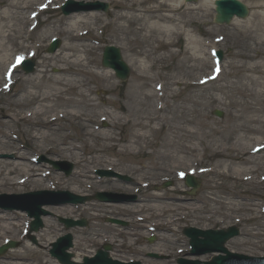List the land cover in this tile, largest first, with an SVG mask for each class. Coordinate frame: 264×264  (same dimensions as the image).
Segmentation results:
<instances>
[{
	"label": "rangeland",
	"instance_id": "374dc122",
	"mask_svg": "<svg viewBox=\"0 0 264 264\" xmlns=\"http://www.w3.org/2000/svg\"><path fill=\"white\" fill-rule=\"evenodd\" d=\"M98 1L110 4L108 12L72 13L94 14L98 18L95 21L90 18L92 22L89 23V31L83 36V41L75 43L77 46L79 44L84 47L91 46L92 51L87 55L98 65V69L92 65L90 67L92 70L104 72L108 70L100 64L104 46L108 44L119 47L130 72L125 81L118 80L112 71L110 80L103 81L100 77H94L89 84L91 89L89 96L93 105H90L84 113L92 116L86 123L88 129L97 134L99 139H85L86 144L83 146L85 154L83 151L80 152L82 157L87 159L85 167L75 163L73 154L70 156V153H64L61 156L57 152L50 151L55 143L51 138L32 139L29 125L25 121L8 120L7 117L16 109L15 103L19 100L23 87L22 78L32 76L39 69L47 70L46 73L51 75L60 74L59 66L49 61V57L58 53L61 45L66 42V35L63 31H54V29L59 26L65 28L68 23L66 18L72 14L63 15L59 11L58 4L62 0H52L49 4L46 0H32L30 7L24 12L25 16H30V20L24 24L22 36L16 40H6L4 47H0V55L3 56L0 61V85L3 82L2 73L13 52L15 55L24 52L33 55L32 61L35 63L33 72L29 74H24L18 69L15 73L18 80L11 90L7 93L0 92V153L14 156L0 158V171L4 173L10 165L17 163L21 169L37 168L38 172L31 169L32 175L45 173L37 176L38 183H33L31 177L17 186L1 185L0 193L64 189L91 196L96 192L122 193L125 196H134L135 199L122 203H101L94 198L82 205L45 206L49 214L42 217L43 227L34 232L35 241L24 237V226L31 219L28 214L21 210L4 209L3 216L7 219L0 221V243L7 239L20 242L19 246L13 249L14 251L5 252L0 257V262L10 263L12 260L5 257H10L13 253L20 254L19 252L29 245L32 250L24 256V263L43 264L47 258L51 259L52 264H57L49 253L52 249L51 243L67 232L57 220V216L84 218L88 221L86 228L76 227L68 231L73 235L70 252L73 254V259L75 256L80 257L79 261L83 256L92 255L97 248L108 243L112 247L110 251L112 259L125 262L136 260L142 264H176V259L179 256L184 257L189 251L188 239L182 235V229L188 226L201 229L236 226L240 234L225 242L226 247L231 251L247 255H264V214L230 209V203L242 207L251 206L257 211L259 206H264V148L255 147L262 145H252V143L247 150L238 151L233 147H239L240 142L229 130L232 126L231 115L236 111L244 114V110L233 107V104L228 102L229 91L226 89L229 82L242 80L246 74L245 68L251 62L244 57L245 55L240 56L247 52V47H243L242 42L237 45L235 35L238 28L235 27L234 21H240L245 26L256 12L264 13V0H241L249 9L248 17L234 18L227 25L213 22V0H196L188 4L181 0L183 10L187 12L185 8H190L197 14L192 15L190 23L184 26L185 33H180L171 39L173 44L168 45L165 37L154 44L156 54H153L162 55L157 56L159 61L155 66L150 60L146 61L142 56L136 58L133 55L141 47L139 42L119 38V33L115 29L116 23L113 21L117 12L121 11L116 7V0ZM42 4L47 5L46 10H41L39 5ZM34 26L35 29L29 31ZM54 37H58L61 44L54 53H47V45ZM128 48L131 50L127 51ZM220 48L224 52L223 60L216 64L212 59L211 51ZM85 50L78 47L76 56L84 57ZM169 51L172 52L171 55L167 54ZM249 53L252 55L255 51ZM139 61L147 68L152 64L150 71L147 72V80H152L149 84H168L165 86L167 118L163 119L159 116L157 121L153 122L155 130L146 138L134 136L136 128L133 127L132 118L128 121L124 119L133 113L132 110L136 105L135 90L131 80L138 72ZM215 71H219L216 77L213 76ZM144 92L145 89L142 93ZM62 97L78 99L76 91L64 94ZM156 105L162 107L164 103L160 102ZM172 106L178 108L174 109ZM214 109L222 111L223 116L221 118L213 116ZM3 121H11V123ZM8 128L11 130V136L8 135ZM68 132L74 137L73 143L77 146L82 145L79 127L72 124ZM109 133L113 136L110 141L102 136ZM187 133L192 137L189 141L191 143L184 142V135ZM219 135H222V138ZM186 143L193 149H184L183 145ZM242 143L246 142L242 140ZM107 144L111 147L106 146ZM255 148L259 149L257 153ZM243 157H251L257 168L252 174L254 181L250 183L235 174L228 177L224 173L225 167L237 166L239 159ZM55 160L72 163L71 174L65 176L64 172L55 171L50 163ZM218 165H220L218 168H214ZM106 168L130 176L132 182H124L115 177L99 178L95 174V170ZM178 170L192 173L200 182L195 195L187 193L190 189L185 186L184 180L178 177L176 173ZM15 173L13 175L15 177L22 178L25 175L20 170ZM167 180L171 181V186L163 188L162 183ZM154 196H161L162 201L154 200ZM156 206H159L162 215L150 218L151 213L157 214ZM148 215L147 219L141 220ZM107 217L118 218L127 221L128 224L127 226L111 224L106 221ZM45 224L50 227L51 232L44 239L39 240L40 236L38 237L37 234L47 232ZM257 232L260 234H255ZM151 236L155 239L149 243L148 238ZM76 239L82 242L78 248L74 247ZM149 253H157L165 257L156 259L148 257ZM210 257L211 255H204L200 259L208 260Z\"/></svg>",
	"mask_w": 264,
	"mask_h": 264
},
{
	"label": "bare ground",
	"instance_id": "6f19581e",
	"mask_svg": "<svg viewBox=\"0 0 264 264\" xmlns=\"http://www.w3.org/2000/svg\"><path fill=\"white\" fill-rule=\"evenodd\" d=\"M31 2L32 0H0L1 48L4 47L6 40H16L22 36L24 24L30 19L29 16H25L24 12L30 7ZM115 2L116 7L121 10L117 12L113 19L114 23H116L115 29L119 33V38L130 42H139L141 47L139 46V50L133 55L136 58L137 56H142L146 61L150 60L154 66L159 61L157 56H162L154 55L156 54V47H153L154 44L163 37L168 40V45L173 44L171 39L180 33H185L184 26L190 23L192 15L197 14L196 11L190 8H185L187 12L183 10L181 0H116ZM85 15L72 14L66 18L68 21L67 27L62 28L63 26H59L54 29V31H63L66 35V42L61 45L62 47L58 53L49 57V61H53L55 65L59 66L60 74L58 76L51 75L46 73L47 70L39 69L32 76L22 78L23 87L20 91V98L15 103L16 109L7 115L8 120L25 121L29 125V134L32 139L48 140L51 138V140H54L55 143L50 151L57 152L61 156L64 153H70V156L73 154L75 163L82 167H85L87 163V159L80 154L84 150L85 139H99L97 134L88 129L89 127L86 123L92 116L84 113L90 105H93L89 96L91 90L89 84H91L94 77H100L103 81H108L112 75V71L92 70L90 65L97 69L98 65L92 58H88L87 54L92 51L91 46L86 45L84 47L82 44L77 46L75 43L83 41L84 33L82 31L84 29L89 30V23L92 22L90 18H93L94 21L98 19L94 14L86 15L88 17ZM234 25L238 28L235 35L237 37V45L242 42L243 47H247V52L240 54V56L245 55L244 57L251 61L245 68L246 74L242 77L243 81L229 82L228 88H226L229 91L227 92V96H229L227 97L228 102L233 104V107L244 110V114L236 111L231 115L232 126L229 129L232 133L231 135L235 136L240 142L239 147H233L235 150L242 151L249 149L251 143L252 145H264V13L259 14V12H256L245 26L240 21H234ZM120 34L127 35V37H121ZM78 47L83 50L86 49L83 54L84 57L76 56ZM130 50L131 48L127 49V51ZM252 50L255 53L251 55L249 52ZM13 54L14 52L11 57ZM167 54L171 55L172 52L169 51ZM2 57L0 55V61L3 59ZM73 57L76 59L74 60ZM139 63L138 72L131 80L133 82L132 87L135 90L134 104L136 105L132 110L133 113L124 119L128 121L132 118L131 122L133 127L136 128L134 136L146 138L155 130L153 122L157 121L159 116L163 119L167 118L166 108L168 106L165 86H168V84L159 86L156 83L154 85L149 84L152 80H147V72L150 71L152 64H149L147 68L140 61ZM143 89L146 92L142 93ZM72 91L77 92L78 99L62 97ZM237 96L239 97L237 98ZM160 101L164 103V106H155ZM172 108L177 109L178 106H172ZM251 113L259 115L254 116ZM3 122L11 123V121ZM54 122L60 123L55 124ZM72 124L79 127V137L82 140V145L80 146L72 142L74 137L68 132L69 126ZM8 135H12L9 128ZM102 136L108 141L113 139L110 133ZM219 136L222 138V135ZM184 137V142L191 143L189 141L192 137L189 133L185 134ZM242 140L246 143H242ZM187 143L183 145V148L192 150L193 147ZM106 146L111 147L110 144ZM83 154H85V151H83ZM254 164L251 157H243L239 159L237 166L225 167L224 173L228 177L235 174L240 179L250 183L254 181L252 174L257 170ZM19 166L17 163H13L4 173L1 172L2 170L0 171V186L6 184L17 186L31 177H33V183L39 182L37 176L41 173L30 174L31 169L38 172L37 168L21 169ZM214 168L212 169L213 171ZM17 170L23 171L25 175L22 178L13 176ZM153 199L162 201L161 196H154ZM230 205V209L233 211L243 210L244 213L260 212L264 214V206H259V211H257L251 206L242 207L234 203H230ZM156 209H158L157 214L151 213L150 218L162 215L159 206H156ZM3 215V213L0 214V221L7 219ZM148 217L149 215L143 217V220ZM46 226L47 229L45 231L47 232L37 234L38 237L40 236L39 240L50 234V227L45 224V228ZM255 234L258 235L260 233L257 232ZM29 235H34V232L27 234L28 240ZM81 245L80 239L74 241V247L78 248ZM8 250L14 251L11 248ZM31 250L32 248L28 245L22 252H19L20 254L13 253L10 257H5V259L12 260L10 263L0 262V264H26L24 263V256H27ZM45 259L46 261L43 264H52L51 259ZM79 259L80 257H74L75 261H79ZM33 264L39 263L35 262Z\"/></svg>",
	"mask_w": 264,
	"mask_h": 264
},
{
	"label": "water",
	"instance_id": "95a60500",
	"mask_svg": "<svg viewBox=\"0 0 264 264\" xmlns=\"http://www.w3.org/2000/svg\"><path fill=\"white\" fill-rule=\"evenodd\" d=\"M82 8L89 7V8H98L103 9L106 11L108 5L106 3H77ZM216 16L215 22L216 23H222V22H228L232 15L236 14L240 17H245L247 15V9L245 6H243L242 3H240L237 0H216ZM72 9H68L64 11V14L68 13ZM58 42H55L52 46H50L49 50L54 51L57 47ZM119 50L117 48H114L112 46L106 47L103 55V65L109 66L110 68H113L115 71L116 76L119 79H126L129 73L128 67L126 64L121 60L120 54L118 53ZM220 58L222 57V53L218 52ZM32 63H27L23 66L24 70L26 72L32 70ZM218 116H221L222 114L218 111L215 112ZM64 169L66 174H69L72 165L68 164L66 167L62 168ZM107 174V173H105ZM186 185L192 186L193 190L196 189L197 183L193 178L188 177L186 180ZM42 192L34 193L33 195H41ZM67 197V201L71 203H82L86 198L75 196L70 193H65ZM106 196V195H105ZM104 194H97V197L101 201H112L113 199L105 197ZM42 201L37 202L32 207H26L30 214L34 216V221L31 223V230H38L42 226V222L40 219V215H45L46 212L40 209V205L42 204ZM60 220L64 223L66 228H70L76 225L84 226L86 225V220H80V221H74L71 219H64L60 218ZM111 222L119 223L118 220L111 219ZM185 235L190 237V244L193 249V254H204L208 252H220V253H226V256H222L221 254H218L214 256L211 260V262H195L194 264H264V259H252L248 258L244 255L239 254H233L228 252L224 248V242H226L229 238L236 236L238 234V229L235 227H230L227 230H206L202 231L195 228H186L184 229ZM202 237V238H199ZM57 242L53 244L54 249L51 251V254L56 256L60 261H62L64 264H74L69 260L71 255L67 253V249L71 247L72 245V236L70 234H67L66 236H63L56 240ZM17 243H14L13 241L9 243L8 246H16ZM7 246L0 248V254L5 252ZM109 248L108 245L104 246V251L98 250L96 256L92 259H88L87 257L83 258L84 263L83 264H120L117 261H112L111 259H108V253L106 250ZM155 255V254H154ZM186 261H179V264H184Z\"/></svg>",
	"mask_w": 264,
	"mask_h": 264
}]
</instances>
